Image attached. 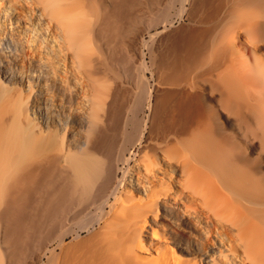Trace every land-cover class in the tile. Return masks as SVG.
Returning <instances> with one entry per match:
<instances>
[{
	"label": "bare ground",
	"instance_id": "6f19581e",
	"mask_svg": "<svg viewBox=\"0 0 264 264\" xmlns=\"http://www.w3.org/2000/svg\"><path fill=\"white\" fill-rule=\"evenodd\" d=\"M0 264H264V0H0Z\"/></svg>",
	"mask_w": 264,
	"mask_h": 264
}]
</instances>
